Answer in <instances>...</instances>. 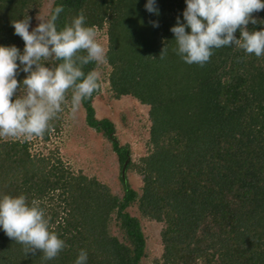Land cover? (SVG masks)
<instances>
[{
  "label": "trees",
  "instance_id": "1",
  "mask_svg": "<svg viewBox=\"0 0 264 264\" xmlns=\"http://www.w3.org/2000/svg\"><path fill=\"white\" fill-rule=\"evenodd\" d=\"M44 1L0 0V46L23 52L12 22L29 16L31 31ZM146 3L51 0L46 17L63 5L58 29L81 10L86 26L106 29L108 92L148 107V155L131 162L129 149L114 137L115 124L96 117L92 103L100 89L81 108L86 125L111 142L120 170L127 161L125 172L138 175L142 187L120 174L121 187L111 192L75 175L53 153L33 155L28 139L0 137V196L40 200L50 229L68 245L44 260L39 251L26 255L0 228V264H75L81 250L87 264H150L144 219L162 224V253L153 264H264V56L222 47L204 66L189 65L176 54L170 31L177 17L184 22L185 0H156L159 15L148 13ZM253 17L262 22L248 29H264V10ZM42 62L51 67L61 61ZM99 67L93 62L83 71ZM25 76L20 71L18 81ZM71 96L69 90L65 111ZM57 116L40 136L44 141L60 131Z\"/></svg>",
  "mask_w": 264,
  "mask_h": 264
},
{
  "label": "clouds",
  "instance_id": "2",
  "mask_svg": "<svg viewBox=\"0 0 264 264\" xmlns=\"http://www.w3.org/2000/svg\"><path fill=\"white\" fill-rule=\"evenodd\" d=\"M185 3L184 22L177 17L176 26L170 29L177 45L176 54L185 63L204 66L214 50L233 46L258 58L264 56V29H248L249 24L262 22L253 13L264 10V0H185ZM145 10L159 15L156 0H147ZM63 11V5L56 6L49 18L39 20L31 31L29 16L12 22L14 34L25 46L23 52L15 45L0 46V137H40L50 128V121L63 111L62 105L68 103L69 90L73 114L84 100L99 91L100 71H83L89 63L98 66L107 63V52L97 39L96 26H86V16L81 10L60 30L57 20ZM150 23L159 27L156 21ZM163 56L164 49L160 58ZM51 58L61 62L51 67L42 62ZM20 71L26 74L22 81L17 79ZM0 228L8 238L23 245L26 255L39 251L44 260H52L68 247L50 229V218L41 201H29L25 194L0 196ZM87 260V252L81 250L75 264H87Z\"/></svg>",
  "mask_w": 264,
  "mask_h": 264
},
{
  "label": "rangeland",
  "instance_id": "3",
  "mask_svg": "<svg viewBox=\"0 0 264 264\" xmlns=\"http://www.w3.org/2000/svg\"><path fill=\"white\" fill-rule=\"evenodd\" d=\"M50 2L51 0H45L34 15L33 28L38 25L39 20L46 19ZM96 30L98 41L107 50L106 29ZM98 70L101 73L100 92L97 93L92 103L95 115L98 119H109L115 124L114 137L119 146L127 147L130 161L137 163L141 157L149 153L148 107L128 96L114 99L107 88L109 66L106 63L100 64ZM57 117L60 131L51 132L48 141L35 136L28 139L32 143L31 153L43 156L53 153L52 156L60 159L64 166L75 175L81 174L95 179L106 185L111 192L118 191L121 187V170L111 142L101 133H97L86 125L85 113L81 107L75 114L72 113L71 107H68ZM22 138L24 137L17 139ZM125 175L134 188L138 190L142 187L140 177L133 171L127 170ZM136 214L139 216L138 213ZM141 226L147 239V262L153 264V259L159 258L162 253L160 242L162 224L153 219H144L141 221Z\"/></svg>",
  "mask_w": 264,
  "mask_h": 264
},
{
  "label": "water",
  "instance_id": "4",
  "mask_svg": "<svg viewBox=\"0 0 264 264\" xmlns=\"http://www.w3.org/2000/svg\"><path fill=\"white\" fill-rule=\"evenodd\" d=\"M126 163H127V161L125 162V164L123 165L122 170H121V176H122V179L124 182L126 181V178H125V165H126Z\"/></svg>",
  "mask_w": 264,
  "mask_h": 264
}]
</instances>
